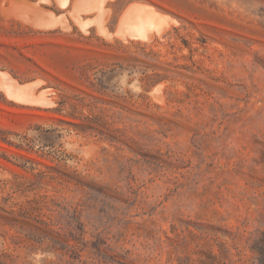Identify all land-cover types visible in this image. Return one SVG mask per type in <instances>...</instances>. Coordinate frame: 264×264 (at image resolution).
<instances>
[{"label":"rangeland","instance_id":"1","mask_svg":"<svg viewBox=\"0 0 264 264\" xmlns=\"http://www.w3.org/2000/svg\"><path fill=\"white\" fill-rule=\"evenodd\" d=\"M64 1L0 0V264H264V0Z\"/></svg>","mask_w":264,"mask_h":264},{"label":"bare ground","instance_id":"2","mask_svg":"<svg viewBox=\"0 0 264 264\" xmlns=\"http://www.w3.org/2000/svg\"><path fill=\"white\" fill-rule=\"evenodd\" d=\"M78 1H81V0H78ZM82 1L85 2L86 0H82ZM82 1H81V2H82ZM93 1H94V0H93ZM103 1H104V0H102V2H103ZM106 1H107V0H106ZM102 2L100 1V4H101ZM67 3H68V0H65L64 3H63L64 6H65V5L67 6ZM97 3H98V1H97ZM97 3H96V4H97ZM103 3H104V2H103ZM105 3H106V2H105ZM91 4H92V2H91ZM93 4H94V3H93ZM89 5H90V3H89ZM94 5H95V4H94ZM102 5H103V7H104V4H102ZM85 6H86V5H85ZM85 6L81 5L82 8H83V7L85 8ZM93 7H94V6H93ZM103 7H102V9H103ZM82 8L79 9V11H82V12H83V9H84V8H83V9H82ZM88 8H90V6H89ZM98 8H99V7H98ZM93 9H95V8H93ZM99 9H100V8H99ZM95 10H96V9H95ZM95 10H94V11H95ZM79 11H78V12H79ZM85 11H87V12L89 11V12H90L91 10H90V9L87 10V7H86V10H84V13H86ZM91 12H92V11H91ZM101 15H102V14H101ZM149 16H151V15H149ZM13 18H14V17H13ZM17 20H18V19H17ZM27 20H28V19H27ZM28 22H29V20H28ZM77 22H78V21H77ZM85 22H86V21H85ZM85 22H80V21H79V24H80L82 27H85V25H86ZM142 22H143V20H142ZM142 22H140V25L142 24ZM145 22L147 23L146 20H145ZM22 23H23V22H22ZM30 23H31V22H30ZM143 23H144V22H143ZM149 23H150V22H149ZM25 25H26V24H25ZM40 25H41V24H40ZM28 26H29V25H28ZM101 26L103 27L104 24H103V25L101 24ZM152 26H153V24H152ZM30 27H31V26H30ZM37 28H38V27H37ZM37 28H36V29H37ZM39 28H40V27H39ZM42 28H43V26H42ZM45 28H46V27H45ZM103 28H104V27H103ZM141 28L145 29V27H143V26H142ZM158 28H159V27H158ZM100 29H102V28H100ZM98 30H99V27H98ZM159 30H160V29H159ZM100 31H101V30H99V32H100ZM102 31H105V30L102 29ZM161 31H162V30H161ZM149 32H151V30H150ZM149 32L146 33V30H144V35H143V36H146V34H148ZM161 33H162V32H161ZM102 34H103V33H102ZM103 35H105V34H103ZM133 35H134V34H133ZM133 35H132V38H135L136 36L133 37ZM149 35H150V33L147 35V37H150ZM151 36H152V35H151ZM138 37H139V36H138ZM130 38H131V36H130ZM136 38H137V37H136ZM152 38H153V36H152ZM152 38H146V37H145V39H152ZM145 39H144V40H145ZM1 85H2V84H1ZM3 85H4V84H3ZM28 85H29V84H28ZM28 85H27V86H28ZM35 85H36V84H35ZM19 86H20V85H19ZM30 86H31V85H30ZM32 86H33V85H32ZM4 87H6V86L4 85ZM28 87H29V86H28ZM13 88H14V89H12V91H11V88H10V94H11L13 97H15L16 99H18L19 101H24V100H27L28 98H30V96H27L26 93H25L23 90L19 89V87L17 88V87L14 85ZM24 88H26V85H25ZM29 89H30V87H29ZM27 94H28V92H27ZM28 95H29V94H28ZM31 95H32V94H31Z\"/></svg>","mask_w":264,"mask_h":264}]
</instances>
